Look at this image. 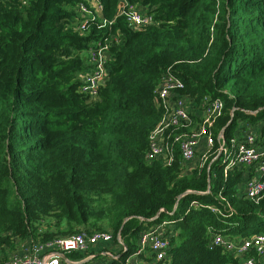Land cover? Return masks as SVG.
<instances>
[{
  "label": "trees",
  "instance_id": "trees-1",
  "mask_svg": "<svg viewBox=\"0 0 264 264\" xmlns=\"http://www.w3.org/2000/svg\"><path fill=\"white\" fill-rule=\"evenodd\" d=\"M82 1L0 2V261L21 239L84 228L120 233L124 259L142 231L171 218L169 264H240L210 248L209 228L234 240L264 234V198L237 194V169L224 177L217 163L209 179L207 168L184 174L179 152L171 164L146 154L169 69L193 107L223 99L216 133L264 120V0H138L157 22L140 29L125 17L111 23L119 0H101L109 22L81 33ZM113 36L108 80L96 98L80 93L82 53ZM219 194L234 211L205 206L223 207Z\"/></svg>",
  "mask_w": 264,
  "mask_h": 264
},
{
  "label": "built area",
  "instance_id": "built-area-1",
  "mask_svg": "<svg viewBox=\"0 0 264 264\" xmlns=\"http://www.w3.org/2000/svg\"><path fill=\"white\" fill-rule=\"evenodd\" d=\"M87 3L90 7L86 5ZM77 10L82 15V19L75 23L78 32L83 33L90 21L99 19L101 27L109 22L108 19L102 18L101 0H84L77 5ZM119 17H125L134 29L157 23L149 8L138 0H119L111 23ZM119 41V37L113 36L89 49V67L79 74L80 93L91 98L98 96L100 87L109 78L111 47ZM183 87L182 79L171 69L163 75L158 88V100L164 108V114L150 134V147L146 159L150 162L161 159L166 164H171L176 153L179 152L184 174L207 168L210 173L209 179H211V171H213L212 177H216L217 172L213 167L217 163L224 177H228L233 169H237L242 173L241 182L236 186L237 194L255 202L261 201L264 198V120L255 123L242 122V126H238L231 136L225 135L224 128L216 133L217 121L225 110L223 99L205 97L200 106L193 107L191 98L178 92V89ZM188 192L194 191L188 190ZM219 198L221 203H224L223 207L205 206L217 216L234 211L227 198L222 194H219ZM200 206L198 201H192L189 208ZM175 226L176 220L164 218L160 223L142 231L135 250L124 259L120 258V252L125 246L118 236L119 251L108 254L119 264H138L144 255L151 258L147 264H168L172 248V231ZM209 231L211 249L223 248L232 253L240 264H264V234L234 240L212 227ZM112 239L111 231L82 229L80 232L57 235L44 241L34 240L27 254L16 255L7 261H0V264H89L85 259L70 261L67 253H88V256L93 257L91 254L94 251L90 252V250L94 245Z\"/></svg>",
  "mask_w": 264,
  "mask_h": 264
},
{
  "label": "crops",
  "instance_id": "crops-1",
  "mask_svg": "<svg viewBox=\"0 0 264 264\" xmlns=\"http://www.w3.org/2000/svg\"><path fill=\"white\" fill-rule=\"evenodd\" d=\"M152 226H153V224L150 225L149 227H147L146 229L151 228ZM83 230H88V229L84 228ZM22 240H24V241L20 245L21 246L20 250H18L16 252L17 255L27 254L30 250L28 248L32 245V242H33L32 240L27 239V238L22 239ZM137 241H138V239H137ZM137 243L138 242H136V245H137ZM136 245H135V248H136ZM135 248L133 249V251L135 250ZM119 249H120L119 240H118V238H114L110 242L101 241L99 244L94 245V247H92L90 250V252L94 251V253L91 254V255H93V257L88 256V253L79 255L76 252H69V253H67V258L70 261H78L79 259H85V262L89 263V264H117L118 262L113 261L112 258L110 257V255L108 254V252L113 253V252L119 251ZM15 250H16V245H15ZM15 250L13 249L12 251H15ZM8 253L9 252H7V257H6L7 259H8ZM1 258H3V254L1 255ZM150 260H151V258L149 256L144 255L139 260L138 264H147V262H149ZM169 261H170V258H169ZM169 261H168V264H169Z\"/></svg>",
  "mask_w": 264,
  "mask_h": 264
},
{
  "label": "rangeland",
  "instance_id": "rangeland-1",
  "mask_svg": "<svg viewBox=\"0 0 264 264\" xmlns=\"http://www.w3.org/2000/svg\"><path fill=\"white\" fill-rule=\"evenodd\" d=\"M86 55H88L87 52H83V53H82V56H83V57H85ZM120 235H121V234L119 233L118 236H120ZM118 236H117V237H118ZM23 241H24V240H22V239L18 241V243H17V245H16V250H15V248H14L15 251H12V249H11V250H7V252H9V253H8V259H11L12 257H14V256L17 255L16 252H17L18 250H20V248H21L20 245L22 244ZM8 259H7V260H8ZM7 260H6V261H7Z\"/></svg>",
  "mask_w": 264,
  "mask_h": 264
}]
</instances>
